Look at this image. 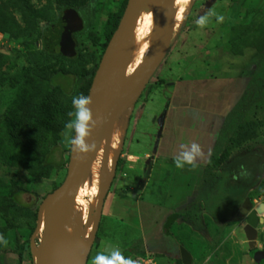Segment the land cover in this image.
Segmentation results:
<instances>
[{
  "label": "rangeland",
  "instance_id": "rangeland-1",
  "mask_svg": "<svg viewBox=\"0 0 264 264\" xmlns=\"http://www.w3.org/2000/svg\"><path fill=\"white\" fill-rule=\"evenodd\" d=\"M125 1L1 0L14 13L20 31L17 35L0 31V131L22 73L44 77L59 71L72 73L56 78L58 85L69 90L72 79L81 82L94 74L107 48V20L122 10ZM71 10L83 19L76 36L80 54L75 61L50 54L44 45L55 24ZM175 11L176 32L164 61L139 100L114 125L112 184L87 264L108 245H112L109 250L120 248L138 264H185L182 247L191 255L190 264H264V259L257 261L251 255L247 221L239 216L243 207L250 213L264 204V0H177ZM210 11L222 15L223 22L213 16L206 26H198L196 21ZM148 18L137 25L136 32L141 33L133 34L131 41L137 46L127 50V77L149 53ZM211 67L235 73L244 69L250 77L236 114L223 128L225 142L218 151L221 165L180 169L174 159L163 162L152 156L162 112L177 81L189 77L188 71L206 73ZM53 91L62 94L59 88ZM42 149L55 150V161L70 158L63 136L55 133ZM103 155L104 147L81 184L84 189L75 215L82 230L88 214L97 208ZM39 169L36 160L11 166L0 157V234L9 242L7 247L0 245V264H35L32 242L40 234V207L64 182L68 163L62 170L50 169L47 175ZM175 213L181 217L168 235L165 225ZM259 219L256 239L264 252V213Z\"/></svg>",
  "mask_w": 264,
  "mask_h": 264
},
{
  "label": "water",
  "instance_id": "water-1",
  "mask_svg": "<svg viewBox=\"0 0 264 264\" xmlns=\"http://www.w3.org/2000/svg\"><path fill=\"white\" fill-rule=\"evenodd\" d=\"M158 1L164 8V18L158 38L143 63L126 78V66L123 62V41L126 39L127 28L131 21L149 2V0H128L124 15L118 29L107 45L89 92V96L93 100L90 107L98 125L92 132L88 143L95 142L97 149L86 156L71 151L68 173L64 182L44 199L39 211L38 231L40 234L37 240L32 242V255L35 264H69L67 222L73 230L74 264L88 263L100 227L105 199L112 184L110 154L115 124L111 125L110 116L116 114L120 118L139 100L149 81L164 61L175 36L177 27L175 0ZM82 28L83 19L74 10L69 11L59 23L53 39L59 41V48L68 56L76 55V41L73 34ZM103 144V182L100 196L95 213L88 217L82 230L73 210L72 194L91 173ZM118 157L119 155L116 158L114 168L117 166ZM136 195L134 193V196ZM262 213H264V204L250 213L243 207L239 213L240 217L246 218L245 231L249 238L251 255L257 261L264 259V252L259 249L256 239L257 227L260 222L259 214ZM42 225L43 229L40 231ZM91 226L92 229L89 234ZM111 246L108 245L106 250H109ZM181 254L184 263L190 264V253L182 247Z\"/></svg>",
  "mask_w": 264,
  "mask_h": 264
},
{
  "label": "trees",
  "instance_id": "trees-1",
  "mask_svg": "<svg viewBox=\"0 0 264 264\" xmlns=\"http://www.w3.org/2000/svg\"><path fill=\"white\" fill-rule=\"evenodd\" d=\"M128 0L117 13H112L105 25V35L107 38L106 46L118 29L121 19L127 7ZM69 12V11H68ZM67 12V13H68ZM66 13V14H67ZM65 14V15H66ZM65 15L63 17H65ZM62 17V18H63ZM62 18L58 21L61 22ZM58 22L55 24L57 25ZM0 31L17 35L20 31L19 23L10 7L0 0ZM53 31V29H52ZM46 38L45 49L50 54H56L64 57L67 60L75 61L78 59L80 49L78 47V39H76V55L68 56L60 48L53 45L51 36L53 32ZM141 33L138 30L134 37ZM98 62L94 74L81 82L73 80L70 90L61 84H57L56 78L71 77L72 73L62 72L46 76L36 75L30 71L22 73L21 82L19 83L12 102L3 122V130L0 131V157L9 165L17 166L28 159L38 161L40 174L47 175L50 169L62 170L65 165L69 164V159L65 161H55L53 154L55 150L44 152L42 146L47 138L52 133L57 136H62L65 124L70 120L68 113L72 111V98L80 94L89 95L93 78L100 65ZM139 63L137 67L140 65ZM54 88H59L62 91L61 95L55 94ZM65 95V96H63ZM240 102L226 117L225 126L230 123L236 114ZM225 142V132L222 130L215 150L208 163L209 167L218 168L221 165V156L218 151ZM118 165V160H117ZM181 217L180 214H173L165 225V232L169 235V229L174 222ZM25 245L19 251L20 259L24 255ZM132 250V249H131ZM135 250V249H134ZM130 253L126 251L125 254Z\"/></svg>",
  "mask_w": 264,
  "mask_h": 264
},
{
  "label": "crops",
  "instance_id": "crops-1",
  "mask_svg": "<svg viewBox=\"0 0 264 264\" xmlns=\"http://www.w3.org/2000/svg\"><path fill=\"white\" fill-rule=\"evenodd\" d=\"M212 69L206 73L188 71L189 77L177 81L175 92L163 109L152 156L163 162L172 160L181 144L194 141L206 154L197 163H209L226 117L241 101L250 82L244 69L236 73Z\"/></svg>",
  "mask_w": 264,
  "mask_h": 264
},
{
  "label": "clouds",
  "instance_id": "clouds-1",
  "mask_svg": "<svg viewBox=\"0 0 264 264\" xmlns=\"http://www.w3.org/2000/svg\"><path fill=\"white\" fill-rule=\"evenodd\" d=\"M215 16L219 22H223L224 17L210 11L201 16L197 21V25L204 27L208 24L210 17ZM93 100L91 96L80 94L72 98V107L74 111H70L68 115L73 117L64 126L63 143L72 152L81 156H86L91 152H95L97 145L95 142L88 143L92 132L97 127L98 122L94 119L91 105ZM74 133V134H73ZM179 153L174 157V163L177 168L183 169L185 165L195 169L198 166V160H204L206 154L202 146L197 142L190 144H181ZM211 152L209 150L208 155ZM71 231V228H68ZM8 240L3 234H0V245L8 246ZM91 264H138L137 260L126 257L122 250L113 246L111 250L98 252L91 260Z\"/></svg>",
  "mask_w": 264,
  "mask_h": 264
},
{
  "label": "bare ground",
  "instance_id": "bare-ground-1",
  "mask_svg": "<svg viewBox=\"0 0 264 264\" xmlns=\"http://www.w3.org/2000/svg\"><path fill=\"white\" fill-rule=\"evenodd\" d=\"M176 1L177 0H175V2ZM147 16L149 18H148L147 23H146L147 28H148V32L146 34V40H147V42L150 45L149 49H148V52H149L151 47L154 45V43L156 42V40L158 38L160 29H161V26H162L163 18H164V8L159 3L158 0H149L147 5L145 6V8H143L133 18V20L131 21L129 27L127 28V36H126V39L123 41V51H124L123 62H124L125 66H127V63H128V62L125 61L127 50L130 51V50L134 49L137 46V42L131 41L132 38H133V34H135V32H136L138 23L141 22V21H144L145 17H147ZM138 67H136L134 69V71L136 69H138ZM126 78H127V76H126ZM118 119H119L118 115L112 114L110 116L111 125L115 124ZM113 133H114V130H113ZM112 141H113V137H112ZM103 147H104V144H103L102 148ZM111 155H112V146H111L110 159H111ZM117 156H118L117 154L114 156L115 162H116ZM95 162H96V160H95ZM95 162H94V164H95ZM94 164H93V167H94ZM93 167H92V170H93ZM112 170H113V168L112 169L110 168V172L111 173H112ZM83 189H84L83 185H80L76 190L73 191L72 199H73V210H74V213L76 212L78 199H79L80 194L83 191ZM95 204H96V202L93 203L92 209H94ZM90 215H93V212H90L88 214V217ZM66 226H67V233H68V236H69V255H70L69 264H74V261H75V252H74L75 245H74V240H73V230H72V228H71V226L69 225L68 222L66 223ZM41 228L43 229V225L41 226ZM68 228H71V231H68ZM91 229H92V226L89 229V234L91 232Z\"/></svg>",
  "mask_w": 264,
  "mask_h": 264
},
{
  "label": "flooded vegetation",
  "instance_id": "flooded-vegetation-1",
  "mask_svg": "<svg viewBox=\"0 0 264 264\" xmlns=\"http://www.w3.org/2000/svg\"><path fill=\"white\" fill-rule=\"evenodd\" d=\"M58 27H59V22H58V24L57 25H55L54 27H53V34H52V36H51V39H52V41H53V45L56 47V48H58L59 49V41L58 40H56L55 38L53 39V36H54V34H55V31L58 29ZM79 32V31H78ZM78 32H75L74 34H73V37H74V39H75V36H77V33ZM76 41V40H75ZM44 45H46V39H45V43H44ZM76 46H77V44H76Z\"/></svg>",
  "mask_w": 264,
  "mask_h": 264
}]
</instances>
